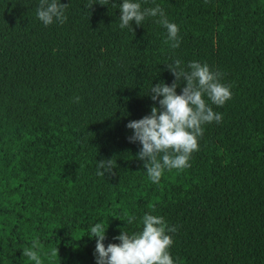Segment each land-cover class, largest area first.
<instances>
[{
  "label": "trees",
  "instance_id": "1",
  "mask_svg": "<svg viewBox=\"0 0 264 264\" xmlns=\"http://www.w3.org/2000/svg\"><path fill=\"white\" fill-rule=\"evenodd\" d=\"M99 2L61 0L67 19L45 26L39 0H0V264H34V240L43 264H96L89 226L108 224L107 246L145 212L175 226L176 264H264V0H143L179 26L176 48L157 17L120 29V0ZM177 59L208 63L232 96L190 167L153 184L126 125Z\"/></svg>",
  "mask_w": 264,
  "mask_h": 264
},
{
  "label": "clouds",
  "instance_id": "2",
  "mask_svg": "<svg viewBox=\"0 0 264 264\" xmlns=\"http://www.w3.org/2000/svg\"><path fill=\"white\" fill-rule=\"evenodd\" d=\"M110 2L112 0L99 3L108 5ZM142 3L143 0H120L119 28L133 30V22L140 26L146 18L157 17V22L166 29L170 46L179 47V26L167 18L159 4L142 7ZM67 5L61 0H39L36 17L45 26L63 23L67 19ZM167 67L175 77L173 82H151L147 92L153 101H158V106L153 105L149 114L130 120L126 125L133 130L129 141H138L141 145L136 158L143 161V168L153 184L160 182L166 170L190 167L192 153L199 150L203 125L222 120V113L214 111L212 105L223 106L232 96L230 86L221 81L220 72L213 71L206 62L192 60L182 66L177 59ZM181 79L184 84L178 94L176 89L181 86ZM95 167L96 174L105 177L117 164L108 158L97 161ZM122 220L131 225L136 222V217L128 216ZM107 227L100 220L89 226L87 235L95 239L96 264H176L170 251L173 244L170 233L176 228L162 215L145 212L137 222L136 230L121 228L114 237L118 243L110 242L105 246ZM22 255L34 264H43L35 240L30 247L22 249Z\"/></svg>",
  "mask_w": 264,
  "mask_h": 264
}]
</instances>
